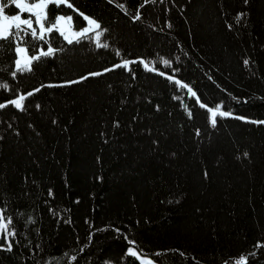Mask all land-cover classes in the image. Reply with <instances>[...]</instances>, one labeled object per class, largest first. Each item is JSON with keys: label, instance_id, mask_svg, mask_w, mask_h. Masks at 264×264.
Listing matches in <instances>:
<instances>
[{"label": "trees", "instance_id": "16d2710c", "mask_svg": "<svg viewBox=\"0 0 264 264\" xmlns=\"http://www.w3.org/2000/svg\"><path fill=\"white\" fill-rule=\"evenodd\" d=\"M67 4L49 20L95 19L108 48L95 31L0 41V103L40 88L0 109V208L17 232L0 264H264V0ZM17 43L57 51L13 78ZM217 108L230 115L213 127Z\"/></svg>", "mask_w": 264, "mask_h": 264}, {"label": "snow or ice", "instance_id": "6c2138e0", "mask_svg": "<svg viewBox=\"0 0 264 264\" xmlns=\"http://www.w3.org/2000/svg\"><path fill=\"white\" fill-rule=\"evenodd\" d=\"M147 2V0H145ZM8 0H4L3 3H0V41H5L8 43H13L16 38H19L20 41H23V37L20 35L21 32H24L25 35H29L33 40L36 41H45V34H52L53 32H59L61 36H63L64 40L68 42V44L80 43L82 39H88V33L101 29V24L97 22L95 19H91L87 16H84V19L88 21V26L82 29L81 31H71L70 29V35L66 33V30L62 27V23H70L71 17L65 18L64 16H56L54 21L49 20L47 10L49 5H55L56 7H59L62 4H67V0H11V3L15 6L16 9H19V14L14 15H6L5 14V7L7 6ZM245 3H247V0H245ZM69 8L72 7L71 4H67ZM122 7V6H121ZM27 12L29 15L27 18L23 17V14ZM81 16L84 14L81 13ZM245 15L243 13L239 14L236 19L237 22L240 21L242 16ZM34 17V19H33ZM135 19H140L139 14L135 15ZM34 23L36 27H34ZM46 23L48 26H46ZM104 32H107V29H104L103 31H95V42L97 48H108L109 45L107 43H101L100 38L104 35ZM47 43V41H45ZM14 52L17 54H23L28 51V49L20 47L17 43L14 47ZM38 55H32L30 57H26L23 60L20 58L15 59V71L11 72V75L13 78L17 76L18 73H23L25 71H32L31 65L33 62H38L42 58L51 57L55 54L57 49H54L51 44H48L47 49L44 50L43 48L39 49ZM119 51H117V55H119ZM130 63H136L135 61H124L122 64L114 65L111 69H105V72L112 71L117 68H128ZM144 65V68L146 70L152 71L154 69L149 68V65L144 62L140 61ZM163 63L165 65H170L171 61L169 60H163ZM249 63L248 60L244 61V64L247 65ZM131 70V69H129ZM102 73H89L87 76L81 77V80H86L89 77L92 76H99ZM160 75H164V73H160ZM168 79H173L172 77H168ZM79 81H67V84L71 83H78ZM52 86V85H49ZM184 87H187V85H183ZM41 87H44L42 85ZM0 88L3 89H9V85L7 83L0 84ZM40 88L34 89L32 92L27 93V96H32L35 92H39ZM189 92L195 96V93L192 92V90L189 88ZM25 95H20L18 99H13L9 101L7 104L0 103V109H4L9 104L14 106L17 110L23 111L24 108L22 106V101L27 98ZM178 99V97H177ZM40 105H37V108H39ZM201 107H205L204 105H201ZM209 112H211V124L213 127L216 126V117L217 114L219 116H229L230 113L219 111V108L217 110L213 111L212 109H209ZM189 116H191V113H189ZM55 123V121H53ZM264 123V121L260 122ZM118 126V122L117 125ZM197 135H199V131H197ZM248 153L245 152L244 156H247ZM207 175V173H205ZM52 195L51 190H49V196ZM6 212V207L0 208V250H6L11 251L13 247L12 239L9 238H15L17 232L15 228L11 227L13 224V217L8 216L5 217L4 213ZM27 223H35L34 220L29 218ZM130 244H135V241H130ZM6 244V247H5ZM257 247H264L262 244H257ZM128 254H130L133 257L137 256V252L133 248H129L127 250ZM143 255V254H141ZM157 256L160 254L157 253ZM73 260H75V257H72ZM141 264H152L151 260H145L142 261ZM236 264H247V257L242 256L240 259L236 261Z\"/></svg>", "mask_w": 264, "mask_h": 264}, {"label": "rangeland", "instance_id": "374dc122", "mask_svg": "<svg viewBox=\"0 0 264 264\" xmlns=\"http://www.w3.org/2000/svg\"><path fill=\"white\" fill-rule=\"evenodd\" d=\"M29 2H30V1H29ZM25 13H26V15L23 14V17H24V18H27L29 14H28L27 12H25ZM17 14H19V13H17ZM9 16H11V15H9ZM58 16H64L65 18H67V17H71V22H70V23H67V22L62 23V27L66 30V33L69 34V35H70V31H68L69 29H70L71 31H81L82 29H84L85 27L88 26V21H87V20H86V23H85L84 25L76 26V25L74 24V21H73V18H72L71 15L60 14V15H58ZM33 19H34V17H33ZM46 26H48V25H46ZM34 27H36L35 23H34ZM19 46H20V47H23V46H21V45H19ZM23 48H24V47H23ZM26 57H30V56L28 55L27 52H25V53H23V54H17V58H20V59L22 60V63H23V60H24ZM137 255H138V254H137ZM138 257L140 258L141 261L150 260L149 258H147V257H142V256H140V255H138Z\"/></svg>", "mask_w": 264, "mask_h": 264}]
</instances>
